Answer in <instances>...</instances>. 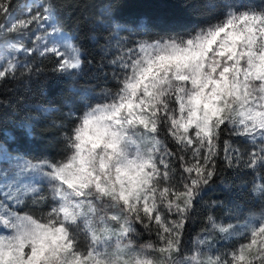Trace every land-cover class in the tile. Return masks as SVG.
Segmentation results:
<instances>
[{
  "label": "snow or ice",
  "instance_id": "obj_1",
  "mask_svg": "<svg viewBox=\"0 0 264 264\" xmlns=\"http://www.w3.org/2000/svg\"><path fill=\"white\" fill-rule=\"evenodd\" d=\"M116 7L91 18L106 35L47 125L52 151L17 147L46 109L0 131V264H264V0H194L170 21ZM60 8L0 0V85L45 61L82 74ZM217 184L225 199L205 200Z\"/></svg>",
  "mask_w": 264,
  "mask_h": 264
},
{
  "label": "trees",
  "instance_id": "obj_2",
  "mask_svg": "<svg viewBox=\"0 0 264 264\" xmlns=\"http://www.w3.org/2000/svg\"><path fill=\"white\" fill-rule=\"evenodd\" d=\"M107 0H60V13L65 23L76 32L83 46L85 64L82 74L77 78L59 76L51 72V66L45 61V70L29 80L11 82L0 85V131L5 137L11 138L19 120L29 112L33 116L38 113L35 109H48L39 114L40 123L35 131L25 137L17 135V147L32 155L46 154L52 151L51 130L47 127L53 120H57L59 109L66 101L75 97L76 93L87 88L92 81L94 68L87 61L95 54V40L92 37L106 35L99 29L93 31L91 18L98 14ZM194 0H113L117 6L114 14L121 18V22L133 17L170 21L183 13H193L198 9L190 8ZM202 10V9H200ZM199 19L200 16H194ZM209 192L225 194L222 186L217 184ZM206 193V194H207ZM229 197L239 199L243 203L245 193L237 183L236 188L228 193ZM207 200V199H205ZM193 227L198 229L199 225Z\"/></svg>",
  "mask_w": 264,
  "mask_h": 264
},
{
  "label": "rangeland",
  "instance_id": "obj_3",
  "mask_svg": "<svg viewBox=\"0 0 264 264\" xmlns=\"http://www.w3.org/2000/svg\"><path fill=\"white\" fill-rule=\"evenodd\" d=\"M14 3L17 4V5H23L25 3V0H14ZM17 11H19V9H17ZM48 110V109H46ZM205 199L207 200H210V199H225V195L224 194H221L220 192H209L207 194H205ZM232 198V197H230ZM198 230V229H196ZM195 233L193 232L192 235H194Z\"/></svg>",
  "mask_w": 264,
  "mask_h": 264
}]
</instances>
